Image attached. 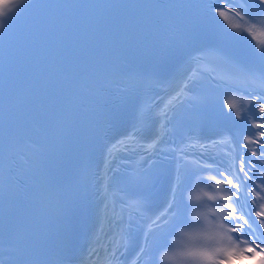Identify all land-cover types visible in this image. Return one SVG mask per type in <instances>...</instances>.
Wrapping results in <instances>:
<instances>
[{
  "label": "snow or ice",
  "instance_id": "obj_1",
  "mask_svg": "<svg viewBox=\"0 0 264 264\" xmlns=\"http://www.w3.org/2000/svg\"><path fill=\"white\" fill-rule=\"evenodd\" d=\"M30 3L31 0H10L0 7V34ZM221 5L241 20L264 15V0H196L195 5H178L195 7L202 22L200 31L191 33L184 43L182 54L186 53L188 59L179 72L182 83L165 82L160 78L156 68L166 60L164 55L151 71L133 69L123 75L113 98V110L75 163L67 182L42 195L41 218L46 220L52 210L58 217L67 218L65 235L70 233L73 214L86 217L94 210L97 229L88 249L90 262L95 260L99 264L103 253L113 264H123L121 257L127 252L128 245L120 241L127 237L131 243L137 219L147 221V227L138 253L129 264H224L215 259V254L222 249L208 250L196 242L200 238L214 240L222 230L238 234L236 239L245 237L249 242L264 244V203L260 202L264 201V172L259 171L264 169V43L257 46L243 32L226 31L221 27L218 17L227 18L225 11L219 10ZM240 41L245 50L237 51L236 44ZM208 58L216 61L212 71L217 74L208 83L216 81L213 87L217 91L211 94L197 90L198 82L192 74H186L189 68ZM145 79H151L166 93H174L162 106V111L156 109L151 96H142ZM249 80L259 81V87H238ZM132 100L137 101L132 123L117 138L109 139L105 134L101 145L103 168L97 172L84 158L86 152L101 139L106 128L114 126L119 110ZM185 120L192 123L186 126ZM206 123L215 127L214 135L200 134L199 130ZM154 124L158 125L152 138L154 142L149 143L145 133ZM185 129L189 134L183 137L184 142L167 149L175 155L170 158L171 166H165L169 157L156 159L165 149H157L155 145L166 144V134L182 133ZM62 138L60 132L58 140L62 141ZM220 148L224 151H215ZM9 153L10 148L6 145L5 193L12 187H20L12 172L15 160L9 159ZM11 155L23 160L15 149H11ZM125 155L139 157V160L125 162ZM164 179L168 181L164 204L154 208L157 185ZM209 180L226 186L227 195L222 203L226 214L223 223H209L204 227L197 217L207 220V213L190 210L197 208L196 202L201 199V196L193 195L194 186L208 185ZM203 196L217 201V207L221 206L215 195L203 192ZM29 224V219L22 215L11 239L6 237L2 247L4 254H16L18 264L21 260L24 264H40L34 257L24 259L28 251L26 241L31 235ZM48 264H63V259H51Z\"/></svg>",
  "mask_w": 264,
  "mask_h": 264
}]
</instances>
